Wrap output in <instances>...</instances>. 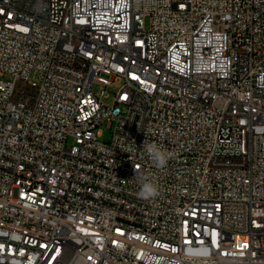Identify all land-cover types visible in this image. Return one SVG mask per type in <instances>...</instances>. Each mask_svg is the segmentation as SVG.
Listing matches in <instances>:
<instances>
[{"label": "built area", "instance_id": "built-area-1", "mask_svg": "<svg viewBox=\"0 0 264 264\" xmlns=\"http://www.w3.org/2000/svg\"><path fill=\"white\" fill-rule=\"evenodd\" d=\"M0 264H264V0H0Z\"/></svg>", "mask_w": 264, "mask_h": 264}, {"label": "clouds", "instance_id": "clouds-1", "mask_svg": "<svg viewBox=\"0 0 264 264\" xmlns=\"http://www.w3.org/2000/svg\"><path fill=\"white\" fill-rule=\"evenodd\" d=\"M144 147L157 168H164L168 159L170 158V153H167L162 147L155 143L145 142ZM140 191L138 197L144 200L152 199L160 195L158 187L148 180L146 177H139Z\"/></svg>", "mask_w": 264, "mask_h": 264}, {"label": "rangeland", "instance_id": "rangeland-1", "mask_svg": "<svg viewBox=\"0 0 264 264\" xmlns=\"http://www.w3.org/2000/svg\"><path fill=\"white\" fill-rule=\"evenodd\" d=\"M144 25L147 28L149 25V18L145 17L144 18ZM4 78H7V76H5ZM120 82L118 81H114L112 83H110L109 85H107L105 88V93L106 96L102 97V101L106 104H111L113 101V94L117 91V89L120 86ZM103 89L102 86L100 85H94L93 86V90L95 92H100ZM99 127L102 129V133L101 136L99 137L100 140L106 141L110 138V134H111V128L108 127V125L106 123H102L99 125Z\"/></svg>", "mask_w": 264, "mask_h": 264}]
</instances>
